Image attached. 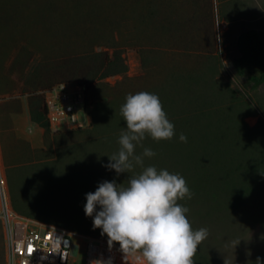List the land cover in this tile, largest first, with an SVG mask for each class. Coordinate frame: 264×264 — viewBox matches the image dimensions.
Instances as JSON below:
<instances>
[{
	"label": "rangeland",
	"instance_id": "rangeland-1",
	"mask_svg": "<svg viewBox=\"0 0 264 264\" xmlns=\"http://www.w3.org/2000/svg\"><path fill=\"white\" fill-rule=\"evenodd\" d=\"M251 29L264 39V0H0V96L21 109L11 115L13 127L17 132L27 128L30 148L38 149L30 152L10 133L1 137L2 170L15 211L75 236L109 242L101 229L93 228L84 205L86 193L99 183L115 179L126 186L128 176L141 171L137 167L117 176L104 167L126 130L120 108L129 93L158 95L171 123L182 112L187 118L210 107L227 111L236 103L251 104L253 109L240 116L249 146L256 144L264 154V86L251 90L232 66L240 55L239 36ZM114 52L125 60L127 72L102 79L110 70L105 59ZM79 81L91 87L101 127L93 128L90 117L81 130L43 140V130L31 123L30 97L58 83ZM179 137L146 138L136 153L152 149L156 155L145 158V166L161 170L152 161L196 150L197 138L181 142ZM186 162L168 171L190 173ZM201 194L203 199L192 196L190 205L187 197L178 201L189 209L193 230L208 229L195 264H257L258 257L264 264V187L240 205L219 208ZM76 247L70 264L83 262L79 241ZM5 248L0 222V264H6Z\"/></svg>",
	"mask_w": 264,
	"mask_h": 264
},
{
	"label": "clouds",
	"instance_id": "clouds-1",
	"mask_svg": "<svg viewBox=\"0 0 264 264\" xmlns=\"http://www.w3.org/2000/svg\"><path fill=\"white\" fill-rule=\"evenodd\" d=\"M126 130L119 136V150L104 165L116 175L141 171L128 176L127 185L105 180L94 192L86 193L84 213L92 217L93 228L118 242L121 250L139 254L143 264H195L199 245L208 237V229L193 230L186 213L189 209L178 201L193 193L180 174L145 166V158L156 153L144 148L136 153L146 138L171 140L174 124L169 121L158 95L140 91L129 93L120 108ZM187 142L184 134L179 137ZM99 208V210H97ZM260 264V258H257Z\"/></svg>",
	"mask_w": 264,
	"mask_h": 264
},
{
	"label": "trees",
	"instance_id": "trees-1",
	"mask_svg": "<svg viewBox=\"0 0 264 264\" xmlns=\"http://www.w3.org/2000/svg\"><path fill=\"white\" fill-rule=\"evenodd\" d=\"M237 49L240 55L232 63L236 76L244 80L251 90H259L264 86V39L262 34L255 29L241 33L237 40ZM105 60V67L110 70L102 76V79L124 75L127 72L125 60L119 52H114L112 57H107ZM2 68L3 64L0 60V69ZM84 83L88 87L86 110L93 119L92 127L99 129L102 121L97 118L98 110L93 109L92 100H90L91 87L88 83ZM59 84L62 83L56 85ZM56 85L47 89L45 86H40L39 89L47 91ZM4 98L3 95L0 96V101H2L0 102V109H2L0 110V139L4 134L13 130L11 115L22 112L20 108L16 109V106H11V101H4ZM103 103L114 107L113 102L109 103L105 100ZM28 108L31 121L44 129V139L50 140L52 132L47 122L44 94L31 96ZM251 109H253L251 104L236 103L227 111L217 110L214 107L197 112L192 111L187 118L182 112L180 119L175 116V120L172 121L175 134L171 140H176L175 138L180 134H184L187 140L195 137L198 140L196 150L185 149L182 158L178 155L172 157L169 154L161 160L155 159L152 165L155 163L157 167L169 170L179 166L185 167L184 162L193 160L186 162V171L191 172L185 173L182 177L186 180L193 197L199 200L202 198L199 195L203 193L205 199L217 208L221 205H240L252 199L264 187V154L256 144L252 146L248 144L249 137L246 135L247 131L240 114ZM110 114L112 117H117L114 112ZM55 134H61V132ZM13 138L15 139L14 136ZM15 141L31 152L27 142L17 139ZM179 160L181 163L178 165ZM210 160L214 161L210 162ZM13 165L16 163L8 164V167ZM195 198L187 199V205L193 203Z\"/></svg>",
	"mask_w": 264,
	"mask_h": 264
},
{
	"label": "built area",
	"instance_id": "built-area-1",
	"mask_svg": "<svg viewBox=\"0 0 264 264\" xmlns=\"http://www.w3.org/2000/svg\"><path fill=\"white\" fill-rule=\"evenodd\" d=\"M47 122L53 132L83 129L89 125L85 83L59 84L44 92ZM0 145V222L4 231L6 264H70L80 242L82 264H132L137 254L123 252L116 245L89 235L75 236L57 226L19 214L8 195L2 170ZM79 249V248H78ZM129 255V256H128ZM127 257L126 259L124 258Z\"/></svg>",
	"mask_w": 264,
	"mask_h": 264
},
{
	"label": "crops",
	"instance_id": "crops-1",
	"mask_svg": "<svg viewBox=\"0 0 264 264\" xmlns=\"http://www.w3.org/2000/svg\"><path fill=\"white\" fill-rule=\"evenodd\" d=\"M31 123H32V125H34V126H36L37 128H40V129H42L41 127H39L37 124H35L34 122H32L31 121ZM43 130V140H44V135H45V131H44V129H42ZM19 131V130H18ZM72 131V130H71ZM20 132V133H19ZM19 132H17V130L15 131V128L13 127V130L12 131H10L9 133H10V136L11 137H15V139H17V140H22V141H25V142H27L28 144L30 143L29 142V138H28V134H27V128H25V129H23V130H20ZM51 132H52V134H51V137H50V139L51 138H54V137H58V136H66V135H69V133H71V132H69V131H66V132H61V134H55V133H58V132H53L52 130H51ZM21 133H22V135H21ZM38 134H39V132H37ZM0 145L2 146V144H1V139H0ZM31 150H33V151H37L38 149H35V148H33V147H31L30 148Z\"/></svg>",
	"mask_w": 264,
	"mask_h": 264
},
{
	"label": "bare ground",
	"instance_id": "bare-ground-1",
	"mask_svg": "<svg viewBox=\"0 0 264 264\" xmlns=\"http://www.w3.org/2000/svg\"><path fill=\"white\" fill-rule=\"evenodd\" d=\"M124 258L126 259L127 257L124 256ZM132 262V264H143V260L141 259H134V258H129Z\"/></svg>",
	"mask_w": 264,
	"mask_h": 264
}]
</instances>
